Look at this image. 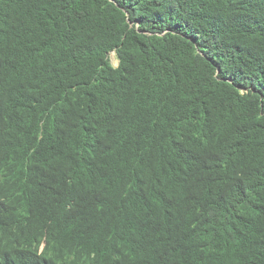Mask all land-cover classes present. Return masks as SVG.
<instances>
[{
	"label": "trees",
	"instance_id": "16d2710c",
	"mask_svg": "<svg viewBox=\"0 0 264 264\" xmlns=\"http://www.w3.org/2000/svg\"><path fill=\"white\" fill-rule=\"evenodd\" d=\"M0 264H264V0H0Z\"/></svg>",
	"mask_w": 264,
	"mask_h": 264
},
{
	"label": "rangeland",
	"instance_id": "374dc122",
	"mask_svg": "<svg viewBox=\"0 0 264 264\" xmlns=\"http://www.w3.org/2000/svg\"><path fill=\"white\" fill-rule=\"evenodd\" d=\"M109 58L113 65L117 66L119 64V59L117 57L116 51H111L109 53Z\"/></svg>",
	"mask_w": 264,
	"mask_h": 264
}]
</instances>
